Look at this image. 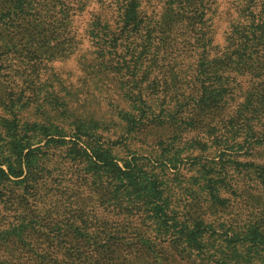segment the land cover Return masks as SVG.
<instances>
[{"label": "trees", "instance_id": "obj_1", "mask_svg": "<svg viewBox=\"0 0 264 264\" xmlns=\"http://www.w3.org/2000/svg\"><path fill=\"white\" fill-rule=\"evenodd\" d=\"M232 3L239 17L222 46L214 38L219 0H0V57L13 42L21 44L15 53L23 57L45 55L43 48H29L33 42L44 47L55 41L73 49L80 30L75 22L89 16L80 35L99 45L105 68L116 65L117 55L131 58L139 53L149 59L146 74L159 89L151 92L147 114L154 115L157 108L162 113L153 122L157 130L152 129L158 143L168 147V134L189 132L195 137L186 151L215 146L222 152L220 161H213L215 167L201 164V191L181 206L176 185L164 170L147 169L135 160L121 167L107 149L103 165L112 171V179L101 178L98 186L105 211L113 212L103 192L115 183L128 191L145 179L149 185L144 190L150 187L149 192L135 190L137 207L119 199L117 221L93 208L98 199L81 198L80 206L66 209L73 208L74 215L60 223L49 220L55 206L39 196L50 182L43 175L48 162H34L31 153L22 156L15 169L9 165V173L0 168V192L9 189L8 181L16 182L7 179L9 175L26 174L18 181L33 194L39 191L41 205L33 208L23 197L13 199L16 213L21 211L13 219L0 210V264H264V198L251 193L256 183L264 188V0ZM120 95L110 99V115L127 114L120 102L125 94ZM202 136H210L212 144ZM143 140L146 144L149 139ZM229 148L238 153L246 149L250 159L227 158ZM234 171L247 172L254 181L247 180L248 189L243 190L251 198L243 216L234 213L227 197L229 192L238 194ZM64 189L72 196L79 193L70 184ZM128 208L133 218L125 221L121 217ZM162 228L174 233L165 238Z\"/></svg>", "mask_w": 264, "mask_h": 264}, {"label": "rangeland", "instance_id": "obj_2", "mask_svg": "<svg viewBox=\"0 0 264 264\" xmlns=\"http://www.w3.org/2000/svg\"><path fill=\"white\" fill-rule=\"evenodd\" d=\"M231 1L233 2L219 0V10L214 17V38L222 46L239 17L236 6ZM97 7L95 4L92 9ZM111 12V15H114L113 8ZM88 22L89 16L75 22L80 30L78 29L79 41L73 49L65 43L54 45L57 44L55 41L44 47L40 45L43 43L33 42L29 45L31 50L43 48L47 52L45 55L32 52L23 57L22 54L15 53L22 47L21 44L13 42L9 52L0 57V164H3L0 168L9 173V165L15 169L21 157L31 153V160L34 162L46 159L48 165H43L47 169L43 175L50 181L44 185L40 194L39 191L33 194L24 182L18 181L25 178L26 174L21 178L9 175L7 179L16 182L8 181L9 189L0 192V210L11 216L9 219L18 217L17 214L21 212L19 209L16 213L18 208L12 206L13 199L19 200L23 197L25 205L37 208L41 205L38 194L40 197L45 195L44 201L48 202L49 207L55 206L53 210L55 209L56 214L52 212V218L49 219L52 222L67 221L71 218L74 215L71 210L73 208L66 209L69 206H80L82 199H98L92 204L93 208H99L103 218L107 216V219L116 221L119 199H123L125 206L137 207L138 194L136 195L135 190L144 193L150 190V187L144 190L149 185L145 179L137 188L127 189L128 191L125 186L116 188V183L108 190L105 188L106 193L103 194L108 195V207L113 212L105 211L104 200L98 198L101 178L104 181L112 179V171L103 165L105 157L102 155L107 149L111 155L109 157L115 162L120 160L121 167H124V161L131 163L135 160L145 164L147 169L156 172L164 170L172 184L176 185L177 202L181 206L186 201H193L195 193L201 191V164L211 162L215 167L213 161H220L222 152L215 146L202 152L194 149L186 151L190 147L189 141L195 137L194 133L168 134V137L174 136L173 140H167V136L164 138L169 149L166 145L158 143L154 137L157 133L152 132V129L160 109L157 108L154 115L147 114L151 92L159 89L158 84H151L152 76L146 74L149 59L147 60L146 54L139 53H133L131 58L117 55L114 58L116 65L105 68V57L101 49H98L99 45L80 35L84 33ZM14 46L19 47L15 49ZM52 46L53 51L49 50ZM124 48L120 46V51ZM71 51L73 53L70 54ZM123 59L127 61L123 63ZM142 71L145 73L143 76ZM120 93L125 94L120 102L127 114L110 115V99L121 98ZM180 102L184 103L183 100ZM93 122L99 124L92 125ZM155 128L157 130V127ZM145 137L149 139L146 144L143 140ZM209 137L201 138L211 145ZM166 147L167 153L163 151ZM178 149H184L186 152H178ZM225 152L227 158L250 159L246 149L238 153L229 148ZM173 154H176L177 158L170 161L169 158ZM217 171L218 169H215V173ZM234 172L238 194L229 192L227 197L234 207V213L243 216L242 213L246 212L247 203L251 199L244 195L243 190L245 187L248 189L247 182L251 177L244 171L242 174ZM43 179L40 178V181L43 182ZM69 184L73 189H79L81 194L72 196L65 191L64 188ZM254 187L256 189L250 192L264 198V188L258 189L261 186L257 183ZM128 195H133V198ZM124 205L121 204V207ZM129 212L130 208L121 218L125 221L131 220L133 215H129ZM164 231L165 238H170L174 233H168L166 228H162L161 233ZM216 242L213 245H216Z\"/></svg>", "mask_w": 264, "mask_h": 264}]
</instances>
